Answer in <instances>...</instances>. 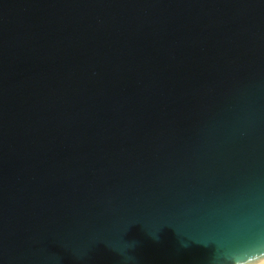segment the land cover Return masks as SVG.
I'll list each match as a JSON object with an SVG mask.
<instances>
[{
    "label": "water",
    "instance_id": "1",
    "mask_svg": "<svg viewBox=\"0 0 264 264\" xmlns=\"http://www.w3.org/2000/svg\"><path fill=\"white\" fill-rule=\"evenodd\" d=\"M0 264H264V0H0Z\"/></svg>",
    "mask_w": 264,
    "mask_h": 264
}]
</instances>
